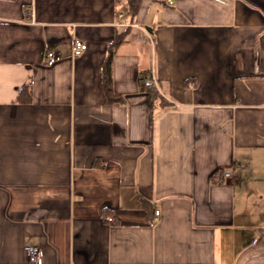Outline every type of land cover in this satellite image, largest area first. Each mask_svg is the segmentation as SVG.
<instances>
[{"label":"crops","instance_id":"obj_1","mask_svg":"<svg viewBox=\"0 0 264 264\" xmlns=\"http://www.w3.org/2000/svg\"><path fill=\"white\" fill-rule=\"evenodd\" d=\"M164 1L0 0V264H264V0Z\"/></svg>","mask_w":264,"mask_h":264},{"label":"trees","instance_id":"obj_2","mask_svg":"<svg viewBox=\"0 0 264 264\" xmlns=\"http://www.w3.org/2000/svg\"><path fill=\"white\" fill-rule=\"evenodd\" d=\"M162 2H165L162 0ZM128 11L130 17L133 18L140 8L141 0H127ZM129 27H125L122 31H116L112 41L108 45L107 55L103 63L102 70V84L107 97L108 102H121L123 97L114 92L113 88V76H112V61L121 43L125 41L128 34ZM186 85L196 84V80L187 78L185 81ZM30 98V93L27 88H23L19 95V100L27 101ZM169 104V102H164V105Z\"/></svg>","mask_w":264,"mask_h":264},{"label":"built area","instance_id":"obj_3","mask_svg":"<svg viewBox=\"0 0 264 264\" xmlns=\"http://www.w3.org/2000/svg\"><path fill=\"white\" fill-rule=\"evenodd\" d=\"M168 2L173 3V0H168ZM123 16H124V12H120L119 17H123ZM87 47L88 44L84 40L76 38L73 40L72 43V54L74 56L80 55L87 49ZM46 57L48 64H54L62 58L60 53L51 49L47 51ZM143 83L146 88H151L153 86L158 85L157 78L154 74L145 77ZM231 175H232V171H225L223 173V176L225 178H228ZM159 213L160 212L157 210L156 214L159 215ZM26 249L30 264H43V251L39 246L28 244Z\"/></svg>","mask_w":264,"mask_h":264}]
</instances>
